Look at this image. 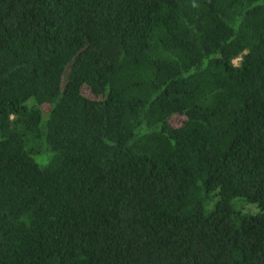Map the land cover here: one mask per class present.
I'll return each mask as SVG.
<instances>
[{
	"label": "trees",
	"instance_id": "1",
	"mask_svg": "<svg viewBox=\"0 0 264 264\" xmlns=\"http://www.w3.org/2000/svg\"><path fill=\"white\" fill-rule=\"evenodd\" d=\"M0 264H264V0H0Z\"/></svg>",
	"mask_w": 264,
	"mask_h": 264
},
{
	"label": "rangeland",
	"instance_id": "2",
	"mask_svg": "<svg viewBox=\"0 0 264 264\" xmlns=\"http://www.w3.org/2000/svg\"><path fill=\"white\" fill-rule=\"evenodd\" d=\"M234 62H235V64H239L240 59H236Z\"/></svg>",
	"mask_w": 264,
	"mask_h": 264
}]
</instances>
